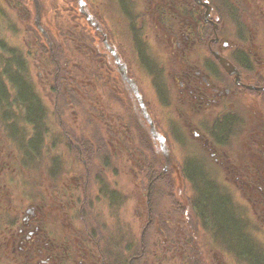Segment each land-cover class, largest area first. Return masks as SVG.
Wrapping results in <instances>:
<instances>
[{"label":"flooded vegetation","instance_id":"af4514ba","mask_svg":"<svg viewBox=\"0 0 264 264\" xmlns=\"http://www.w3.org/2000/svg\"><path fill=\"white\" fill-rule=\"evenodd\" d=\"M5 1L8 2V7L12 9L14 7L18 10V19H26L27 23L23 27L22 31L24 32H22L19 29V24L13 21V17H8V21L3 18L5 12L0 9V49H14L9 45V40L14 36V33L24 35L21 40L23 38V46L26 47L24 54L26 58H23L21 62L18 61L16 65L13 66V63L10 62L3 63L0 60V264H189L188 254L190 249L187 248L189 247L188 243L185 242L184 247L181 245L180 251L160 253L155 251L158 245L157 233L153 236L148 234L147 237H144L142 231L144 227H154L159 230L158 223H165L167 228L170 226L171 230L176 232V225L179 224L176 240L180 241L185 236L182 220H178L176 223L169 220L157 221L156 216H151L148 221L138 218L139 226H137L132 223V218L130 220L125 219L123 211L125 205L121 206L120 204L117 219L106 218L100 220L94 212L93 187L95 183L93 178L95 174L90 171L87 161L83 162L86 169L83 174L74 173L69 175L64 180L66 182L63 184V188L61 189L60 184V187L56 189V178L52 175L53 173L42 166L43 164H40L39 158H36L34 154L31 158L30 154L27 153L29 147L27 144L30 143L31 139L30 129L33 130L40 126L52 128L53 126L49 124L52 118L56 126H61L62 118L58 113L50 115L51 117L47 119L43 112L45 110L43 99L48 97L51 101L53 97L47 91L46 86V81L51 79L50 76L43 75V80H41L42 75L38 76L37 81L29 71V49L25 40L30 35L28 31L30 22L28 4L25 0ZM91 1L93 4L88 6L91 10L100 7V5H95L93 0ZM129 1L132 2V0ZM243 2L244 6L235 4L234 13L240 14L238 17H242L245 13L249 19L254 15L264 16L263 9L259 5L255 7L254 1L243 0ZM25 4L28 9L24 8ZM246 4H250L247 9ZM41 5L44 6V3L42 2ZM210 5V20L212 21L209 20L208 24H204V27L210 24L213 26V28L211 27L212 31L211 28L205 30L212 35L209 40H213L212 43L208 44L209 51L205 47L207 39L204 37V29L202 31L200 27L199 15L195 16L194 9L188 10L191 6H195L197 11L204 10L205 14L202 18L205 23L206 8L204 5L197 4L194 0H143L141 7H136V11L128 12L125 3L122 2V15H124L125 23H128V31L130 32L128 39L135 53V58L143 72L150 78L160 105L169 102L170 82H177L179 93L174 100L175 113L178 119L188 130V137L192 138L194 146L203 149L206 155L208 154L215 163L222 165L223 160L228 157L227 152L224 149L220 151V148H213V143L207 138L208 134L204 130L197 131L193 128L194 122L190 123L189 120L183 117L185 106L191 105L195 101L196 110L199 114L206 115L209 110L214 109V112L218 113V115L216 114L217 117H220L222 113H228L227 110H229L234 120L237 121V118L242 117L238 113L239 108L247 106L250 100H255L254 98L258 100L256 102L257 109L260 110V98L255 97L249 89V86L255 82H253L255 73L258 72H253L250 65L239 59L242 55L239 50L243 49L242 44L237 40L240 27L238 29L236 26L231 29V34L235 35L232 44L224 42L223 38L225 36L221 34L222 24L220 23L221 4L220 2H214L213 5L211 3ZM85 10L91 18L88 20L84 16L87 28L101 33L102 45L94 43L96 42L94 35L89 36L86 34L87 37L83 40V30L76 27L74 20H71V24L75 26L67 29L68 33H63L61 29L60 31L55 29V34L59 38L57 46L62 50H74L84 46L87 49L89 48L91 53L93 51V54L99 51L98 48H105L107 51L104 52L109 53L108 57H104V55L95 57V60L99 63L98 65L102 66V74L107 76L109 71H114L120 75L119 86L123 87L124 93V90H128V104H132L133 115L138 117L140 125H144L146 120L136 99L132 83H135L140 92L141 90L137 80L129 75V66L122 52L123 50L115 43L116 38L113 29L108 24L103 25V23L104 29H102L101 22L99 23L95 16L89 12L87 5H85ZM212 15L214 19H211ZM99 16L104 18L103 15ZM43 19L44 16L41 15V22ZM169 21H172V24ZM95 24H98L102 30H99ZM248 24L249 28L246 31L252 36L253 24L250 22ZM84 28L87 31L85 26ZM32 36L34 47L38 50L37 57H39L36 65L39 68H45L44 49L46 38L42 32L40 34L33 33ZM103 37L106 39V43L103 42ZM213 37L215 38L213 39ZM90 38L91 41H89ZM37 41L38 45L35 46ZM226 41H228L227 38ZM48 46L50 47V44ZM52 48L53 46L50 47V49ZM210 52H219L221 56L230 60L237 67L240 76L238 83L236 82L237 77L228 76L222 70L218 60L206 59L207 53L209 55ZM225 52H228V54H225ZM247 53L248 62H251L252 60L249 57H252V54L255 53L251 50H247ZM103 57V60L106 61H102ZM119 64L126 66L129 78H125L120 74ZM147 66L149 67L147 68ZM105 76L103 75V77ZM260 77L263 78L264 75ZM130 78L133 80L132 82L129 81ZM97 80L93 75L92 81L97 83ZM222 80L228 81V84L225 86ZM31 82H37V86L34 87L37 91L33 89L30 92L29 85ZM11 87L18 89L16 95L22 96L24 94L25 99L33 95L38 96L41 102L39 110L44 114V116H41V121L31 120L26 103L21 100L22 98L18 102L13 100V106L11 105L10 96L14 92L8 90ZM115 91L118 92V87H115ZM117 95L121 97L125 104L127 100L122 98L119 93ZM5 102H8L10 107H2ZM117 105L119 112L122 111L123 107L120 100ZM149 114L157 131L166 139L167 145L170 148L174 147L170 136H175V130L178 135V129H175L173 125L168 126L167 122L163 124L158 119L156 110L149 112ZM112 115H115V113H112ZM110 124L109 120L105 126ZM144 127L146 126L144 125ZM258 130L259 128H257ZM246 131L248 132V130ZM148 132L150 133V129ZM154 142L156 154L158 153L157 146L159 144L155 139ZM219 143L222 142L219 141ZM174 144H176L175 147L181 148V144L177 140L176 143L174 141ZM153 158L159 159L165 165L167 163L164 156L160 158L156 154ZM176 158L174 157L173 160ZM177 159H180V157ZM138 168L141 169V166L138 165ZM170 173H173V168L168 166L163 175ZM135 176L141 179V187L148 183V180L141 175L135 174ZM48 180H51L49 187H47ZM14 184L25 188L26 192L19 187H14ZM30 189L36 197L29 192ZM104 190L107 191L108 189L105 188ZM112 190L110 194L114 200L117 192L116 189ZM119 190L122 191L123 189ZM260 191L264 193V189H260ZM144 196L146 202V194ZM127 200L128 198L124 199L123 203ZM100 201L98 200L99 203ZM50 203L55 204L54 211L50 210V206H54ZM68 207L71 208L72 218L67 212ZM106 217H110L108 213ZM159 231L160 235L165 237L164 241L173 239L162 229ZM196 239V237L193 239V245L190 242V247L195 248ZM200 244H203V240L200 241ZM198 254H202V251L199 250ZM196 255V252H194L193 256ZM204 257L203 255L199 257L200 264H223L219 250L217 252L213 251L208 259ZM213 259L216 260L215 263Z\"/></svg>","mask_w":264,"mask_h":264},{"label":"trees","instance_id":"16d2710c","mask_svg":"<svg viewBox=\"0 0 264 264\" xmlns=\"http://www.w3.org/2000/svg\"><path fill=\"white\" fill-rule=\"evenodd\" d=\"M221 1L226 6V14L223 15V23L225 25L230 24L235 27L237 26L238 29L240 27L237 40L242 44L243 49L239 50L242 54L239 59L250 65L253 72H258L255 73L253 82L255 81V84L259 86L264 85V77H260L261 75H264V16L259 17L254 15L250 18L249 22L255 23L252 30L253 35L251 36L248 31H246V29L249 28V24L245 21L246 19L242 17L241 20V18L234 13V7L229 4V0ZM67 2H70L68 6ZM236 2L240 6L244 5L240 0H236ZM256 2L257 4L259 2V7L263 9L262 12L264 13V0H258ZM65 8L72 10L71 0L65 1ZM169 23L172 24V21H169ZM84 35L82 37L83 40H85ZM207 36L208 32L205 34V37ZM51 39L54 48L53 50L46 48L45 52L50 68L49 74L54 75L55 77H53L56 79H53V89L51 88L49 92L52 93L54 97L56 108L61 110V127L62 130H64L63 132L60 131V133H52L53 138H50L48 141L52 142L53 139L57 138L61 143V139L64 138L65 141L69 140L73 145L76 142L80 145L83 158L87 161L89 169H91L90 171L94 174L97 172L99 177H105L110 183L111 181L107 178L108 172L117 171L118 168H121L120 171L123 170L125 166L122 165V161L127 160V158H130L129 161L137 160L141 166L144 178H146L149 183L148 214H150L151 210H155L152 203L154 200V194L157 191H159L161 195L164 194V190L172 194L174 193V195L176 194L177 189H175L174 173L162 175V168L159 162H156V160L154 161L153 157L150 159V156L146 155L143 149L141 150L138 147L135 149L133 146L129 145V129L132 130L134 122L132 120L133 108L130 106L132 104L129 103L128 105L127 102L124 104L121 97H119L113 90H111L105 98L109 102L112 100L115 103H118L120 100L123 109L121 114H118V118L109 119L111 124L114 123V125L112 126L110 124L105 127V124L109 121L108 111L103 105L101 106L100 104H97V100L93 97L94 89H96V87L102 88L101 86H98V83L92 81L93 75L100 83L104 81V77L101 68L93 70L91 56L94 58L96 55L100 54H93L89 49H82L81 47L74 50H62L57 46L58 40L53 35H51ZM89 41H91V38ZM67 43H69V41H67ZM247 50H251L255 53L252 54V57H249L252 60L251 62H248ZM148 67L149 66H147V68ZM86 80L90 81L89 86L91 89L89 90H85L84 87H82V84L85 83ZM29 90L30 92L33 91L31 84L29 85ZM19 97L26 103L31 120H37L38 122L41 121V116H44L46 111H43L44 114L42 111L40 112L39 107L41 106V102L38 96L33 95L30 98L25 99V95L23 94L22 96L19 95ZM209 112H214V109L209 110L207 113ZM183 113L185 114L183 117L186 120H189L190 123H195V119H197L199 121L204 120V122L210 124L209 127H206L205 132L208 134L207 138L213 143V148L224 149L230 159L232 158V153H230L228 149L235 150L233 154L235 158H232V160H235L231 162L227 157L223 160V164L221 165L224 178L222 177L223 175H221V172L214 167H211V160L205 157L208 155H205L206 153L202 149L199 151L197 148L190 146V151L187 150L185 161L181 165V175L192 189V197L189 201L191 206L190 214L195 219L193 227L196 231L201 227L202 231H205V233L211 236L213 243L218 249L232 254L238 263L264 264V248L260 245V242L252 240L251 238L253 236L250 228L254 229L255 225H253L251 221L249 211L242 206V203L237 200L234 193L232 195L228 183L230 182L239 187H244L245 185L249 188L250 185H253L256 189L264 188V178L262 179L257 176V174L255 176L250 174V170H254L255 166L249 165L247 157L243 158V152L240 149L241 144L246 142L252 146V154L264 156V151L260 148L264 138V116L258 117V119L256 118V121L242 117L237 118L238 120L235 121L232 117L233 115L228 112L208 121L202 119L204 114H199L196 110L195 101L192 102L191 105H186ZM64 116L66 118L65 120ZM71 118L75 120L72 125L74 127L71 126L72 128H68L69 120ZM117 123L118 126H115ZM39 128L34 129L33 138H31L30 143L27 144V146L29 145L27 153L30 154V157L35 153V149L39 148V152L41 153L43 149L41 141H44L43 135L50 131V129L49 131L43 129L42 126ZM176 128L180 129L179 126ZM257 128H259L258 131ZM243 130H245L244 136L240 137ZM246 130H248V132ZM117 133L124 135V137H120L123 145L121 148L125 150V154L129 157H119L122 149L119 151L118 155H114L115 151L111 148V142L113 143L111 135H116ZM182 136L184 140H187L186 134L181 131L177 137ZM38 140L40 144H38ZM219 141L222 143H219ZM144 142L145 139L142 137L141 144L143 146ZM61 158L62 155L58 157L59 162L61 161ZM96 166L98 168L97 170H94ZM52 171V175H58L62 185L66 182L64 180L69 177V175L76 173L75 169L72 168L67 169L64 175L60 174V164L55 165ZM94 180L96 181L97 178ZM99 182L104 188H107V182L105 180H100ZM50 183L51 180H48V185L46 184L47 187H49ZM58 184L59 181L55 179V185L57 187ZM112 191V189H109V192L107 193L110 194ZM247 192H245V198L249 196ZM32 194L36 197L35 193ZM108 198L112 200L111 197ZM125 198L127 199L126 196ZM119 200H121V198ZM123 200L124 198L120 201L121 206L123 205ZM252 200L255 201L257 205L261 204V200L257 197H253ZM173 203H176V206H178L177 200L176 202L173 201ZM117 207H119L118 204ZM155 214L158 219L159 213L155 212ZM180 214H185V211L181 210ZM263 214L264 213L259 211L255 205L254 215L257 218L262 219L264 218ZM118 215L119 211L117 210L116 216L118 217ZM176 215L178 218V214ZM151 216L153 217V213H151ZM190 242L191 245H193L192 241L189 240V247H187L190 249V253L188 254L189 264H200L198 259L201 255L197 253L198 251L196 248L190 247ZM169 243L170 247L174 246L181 248V245L183 247L185 246V243L183 242L177 244L174 239L169 241ZM196 245L198 247V243H196ZM159 248L161 249L162 247L159 246ZM214 249L216 250V248ZM206 250L211 252L209 247L206 248ZM155 251H157V249ZM194 252H196V256H193Z\"/></svg>","mask_w":264,"mask_h":264},{"label":"rangeland","instance_id":"374dc122","mask_svg":"<svg viewBox=\"0 0 264 264\" xmlns=\"http://www.w3.org/2000/svg\"><path fill=\"white\" fill-rule=\"evenodd\" d=\"M25 1L28 4V7L31 11L29 30H28L30 35L27 36L25 40H26V43L28 44V46L34 47V41L32 40V37H33L32 34L33 33H35V34L39 33L36 30L35 25H34V22H35L34 18L36 16V8L34 6L33 0H25ZM39 1H40L39 4L41 5L42 0H39ZM43 1H45L44 8H46L45 9L46 13H45L44 19L42 21L47 25V27L50 30L55 31V28L57 27L58 31H60L61 26L66 28L68 26V24L71 26H75L74 24H76V27H80V29H82L83 32L88 34L89 36H92V35H94L93 33H96L92 29L87 28V24H86L85 19H82V20L80 19L79 6H78L76 0H72V2H71L72 10L77 15V18L72 19V20H74L73 25L71 24L70 19L74 15V13H72V11L70 9L65 8V1L66 0H43ZM139 1L142 3V0H139ZM97 2H98V4H101V2H104L103 5L101 4L102 10L100 9L101 7L97 8V9H99V11L97 9L91 10L88 7L89 5H91V3H89V1H86L87 8H88L89 12L95 16L97 21H99V23L101 22L100 23L101 25H102V23H103V25L108 24L109 27H111V29H113V32H114L115 38H116L115 43L120 46L121 50H123L122 52L124 53L125 58H126V62L129 66V75L133 79L137 80L139 87H140V90H141V93L143 94V96L145 98V102L147 104V108H148L149 112L151 113L153 110H156L157 111L156 115H157L158 119L163 122V124H165L167 122V124L169 126V125H172L175 123H179L180 127L182 129L183 124H182V122L178 121V116L175 113V100L174 99H175V97L178 96V93H179V91L177 89V85H178L177 82H170V85H169V87H170L169 102L166 104L160 105V103L157 100V97H156L157 95L155 94V90L152 86L150 78L143 72V70L141 69V67L138 64V61L135 58L136 57L135 53H134V51L132 49V45L130 44L129 39H128L130 36V32L128 31V23H125L124 17H123L124 15H122V12H120V10H119V6H118L119 3L115 0H100V1L98 0ZM123 2L125 3V8H126L127 12L137 10V8H136L137 1L136 0H132V2H130L129 0H123ZM68 4H70V2H67V6H68ZM248 5H250V4H248ZM0 9L3 12H5L3 14V18L6 21L9 20L8 17H13V21H15L17 24H19V27H20L19 29L21 31L23 30V27L26 25L27 21H26V19H22V20L18 19L19 18V12L16 8L13 7V9H12V8L8 7L7 1L0 0ZM191 9H194L193 11H194L195 16L199 15V17H200L199 18L200 19L199 24H200L202 31H203V29L205 31L211 27L213 28V26L211 24L205 25V27H204V24H207V23L203 22V18H202L203 15L205 14L204 10H198L197 11L196 10L197 8L195 6H191V8L188 10H191ZM56 13L57 14L59 13V15H56ZM245 14H243L242 17H244L246 19L245 21L248 23L249 18H247ZM99 15H103L104 18H100ZM211 19H214L213 15H212ZM148 20H150V19H148ZM54 26H56V27H54ZM84 26L86 27L87 31L85 30ZM212 28H211V31H212ZM228 29H229V27H228ZM35 30H36V32H34ZM221 31H222V34L225 36V38H223V41L228 42V43L230 42V44H232L234 41V37L233 38L229 37V35H232L231 32H229L230 29L227 31H224V26L222 25ZM22 32H24V31H22ZM22 36H24V35L14 33V36H12L9 40V45H11L12 47H14V46L22 47L25 50L26 47L23 46V38L21 40ZM226 38L228 39V41H226ZM94 43H97L101 46L102 45L101 37L96 36V42H94ZM94 43H93V45H94ZM37 45H38V41L36 42L35 46H37ZM81 48L87 49L84 46ZM98 49H99V51L97 53L100 52L99 53L100 55H96V56L104 55V57H106V56L108 57L109 53L104 52V51H107L105 48L100 47ZM92 53H93V51H92ZM225 54H228V52H225ZM95 57L93 58V56H91L92 63H93V70H96V69L102 67V66L98 65L99 63L95 60ZM104 57L102 58V61H106V60H103ZM37 59L39 60V57L34 56L35 61L33 59H30V58H29V61L31 64V74H32L33 78L38 81V79H39L38 76L42 75L41 80H43V75H48L50 69L48 70V68L46 67V70H45V72H47V74H46L44 72V68H42V67L39 68L38 65H36V63H38ZM40 61H41V59H40ZM41 62L44 63L43 61H41ZM108 73H109V76H105V74H103L105 77H104V81L102 83L97 81L98 86H101L102 88L96 87V89H94L93 97L97 100V104H100L101 106L103 105L107 109V111H110L112 113H116L117 111H119L116 107L117 105L114 103H109L107 101V99L105 98V96H107V94L111 90L115 91V87H118L117 93H119L120 96H122V98H125V100H127L126 98L128 97V93L126 91L124 93L123 87L119 86V80H121L120 75L118 73H115L114 71H109ZM85 83H86V85H85ZM85 83L82 84V87H84L85 90L91 89V87L89 86L90 81L86 80ZM260 101H261V106H260L261 111L256 112V110H255V106L258 108V105L256 103L257 100H253V101L250 100L249 103H247V106L241 107L240 110L244 113L243 118H245V119L247 118L248 120L256 121L257 117H262L264 115V105H263L264 102L262 100H260ZM240 110H239V112H240ZM241 115H242V113H241ZM215 116H216L215 114L210 113V114H208V116H206V118L204 117L203 119L212 120L213 118H215ZM132 120L134 121L133 123H134L136 128L138 127V128H140V130H145L149 134V132H148L149 126L147 125L146 122L144 125L147 128L144 127V125H142V124L140 125V122L136 118L132 117ZM72 127H74V126H72ZM72 127L69 126V128H72ZM158 127H159V125H158ZM206 127H207V125H205L203 123H199V125H198L199 130L198 131L205 130ZM183 130L185 132L187 131V130H185V127H183ZM244 132H245V130H243V132L241 133L242 135L240 137L244 136ZM141 134H142L141 136H143V137L148 136V135H145L142 131H141ZM186 134L188 136L187 132H186ZM131 135L133 136V132H131ZM170 137L172 138V143L174 145L173 152H175L174 154L177 156V158L180 157V159H178V160L181 161L183 152L181 151L180 148L175 147L176 144H174L175 140L173 138V135H171ZM187 140H189V144L187 143V146H190L191 144L194 145L193 144L194 142H192V139L190 137H188ZM237 142H239V141H237ZM153 143H154V146H153ZM175 143H176V141H175ZM240 143H241V141H240ZM149 144H150L151 149L154 150V148H155L154 140L152 141L150 138H147L146 142H145V147H149ZM260 148L264 151V138L262 140V145L260 146ZM240 149L243 152L242 153L243 158L247 157V161H248L249 165L255 166L254 170H250V174L252 176H255L257 173V176H259L263 179L264 178V156H261V155L258 156L256 154H252V152H251L252 146L250 144H247L246 142L241 144ZM233 150L228 149V151L230 153H232V155H231L232 158H235L233 156L235 150L234 151ZM184 152H187V151L185 150ZM67 155L70 156V154L66 153L64 155L67 160L65 163L64 162L62 163V169L63 170L67 169V167H69V164H70V160L68 159ZM254 155H256V156H254ZM74 156H76V155H74ZM71 158H72V161L74 162L75 158L73 156H71ZM232 158L231 159L229 158V160L231 162L235 160V159L232 160ZM210 162H211V167H214L219 172H221V174L224 177L223 168H220L213 161H210ZM176 164L178 165V163H176ZM254 164H256V165H254ZM42 166H45V165H42ZM125 167H126L125 169L129 172L128 173H123V172L119 173V175H121V176L116 179L118 182L117 185H118V187L124 189V191L126 190V192H128V194L132 195L133 197L131 200H129L127 202L123 211L125 214V219L130 220L132 218L133 219L132 223L139 226L138 218H140L141 220H143L145 218V215L143 214V216H142L141 210H140L145 205L144 204V197L139 191L141 183H140V180H138L139 178H136V176H135V174H137L136 170H132V166L129 163H127L125 165ZM78 170H80V168ZM252 171H254V172H252ZM174 179H175L174 182L176 185L175 189H177L176 194L175 195H174V193L173 194L170 193V194L174 198L179 200V189H180L179 179L175 175H174ZM181 183H182V185H181L182 194H183L185 199L189 200L190 197H192V189H191L190 185L187 184V182L184 179L181 180ZM228 183L230 185V190H231L230 192H232V195H233V192L236 193L234 195H236L237 199L242 203V205L248 204L246 199L249 200V199H251V197L252 198L253 197L259 198L261 200V204L257 205V208L259 211L264 213V193L263 192L260 195L258 192V189L254 188L253 185H250V188H251L250 189V188H247L245 185H244V187H242V186H240V187L236 186L235 187V185L231 184L230 182H228ZM232 188H233V191H232ZM245 192H247L249 194V196L247 198H245L246 197ZM157 201H158L157 202L158 207H159V205L164 203L163 197H160V196H158ZM258 203H260V202H258ZM50 204L54 205V206H50V210L54 211L55 210V204L54 203H50ZM160 207H162V206H160ZM250 209H251V207H250ZM250 214L253 215V213H250ZM263 216H264V214H263ZM253 217H254L253 221H256L255 219H257L258 225L261 227V228H259L258 233L257 232L255 233V231L253 230L255 238H256V240L262 239L264 241V218H262L263 220H260V218H257L255 215ZM190 219L195 220L194 217H192V216ZM261 229H262V233H260ZM199 233H201V231ZM201 239H205V240L208 239L207 241L211 240L210 236L208 237L207 233H204V232L201 233ZM224 262H228V264H236L234 261L230 260L229 258L225 259Z\"/></svg>","mask_w":264,"mask_h":264},{"label":"water","instance_id":"95a60500","mask_svg":"<svg viewBox=\"0 0 264 264\" xmlns=\"http://www.w3.org/2000/svg\"><path fill=\"white\" fill-rule=\"evenodd\" d=\"M197 3H202L203 0H195ZM82 5V4H81ZM205 5L207 6V12H206V18L208 19L209 15H210V7L208 6V2H205ZM90 19V18H89ZM38 24H39V21H38ZM215 56L220 59V62L223 66V68L230 74V75H235L237 77V82L240 80L239 78V72L237 71V69L224 57H221L219 54L215 53ZM119 70L121 72V74L127 78V69H126V66L125 65H121L119 64ZM132 82V81H131ZM132 87H133V90H134V93L137 97V99L140 101V104L142 105L143 107V110H144V116L147 120V122L150 124V127H151V134L154 138H156L159 142H160V145H161V149H162V152L164 154V156L167 158V161L171 163V157L169 156V149L166 148L165 146V139L157 132L156 130V127H155V124L154 122L151 120L149 114L147 113L146 111V108L145 106L143 105V98L142 96L140 95L139 93V90L138 88L136 87L135 83H132ZM250 89H256L258 91H264V88H254V87H249Z\"/></svg>","mask_w":264,"mask_h":264}]
</instances>
